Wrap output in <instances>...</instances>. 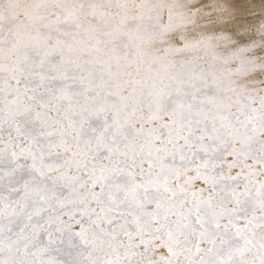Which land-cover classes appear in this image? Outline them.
I'll use <instances>...</instances> for the list:
<instances>
[{"label": "snow or ice", "instance_id": "1", "mask_svg": "<svg viewBox=\"0 0 264 264\" xmlns=\"http://www.w3.org/2000/svg\"><path fill=\"white\" fill-rule=\"evenodd\" d=\"M0 264H264V0H0Z\"/></svg>", "mask_w": 264, "mask_h": 264}]
</instances>
